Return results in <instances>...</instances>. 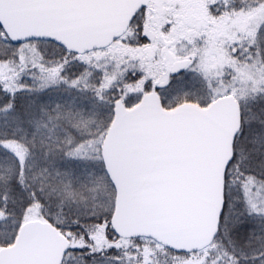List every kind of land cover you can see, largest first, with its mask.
Masks as SVG:
<instances>
[{"label": "snow or ice", "instance_id": "obj_1", "mask_svg": "<svg viewBox=\"0 0 264 264\" xmlns=\"http://www.w3.org/2000/svg\"><path fill=\"white\" fill-rule=\"evenodd\" d=\"M0 264H264V0H0Z\"/></svg>", "mask_w": 264, "mask_h": 264}]
</instances>
